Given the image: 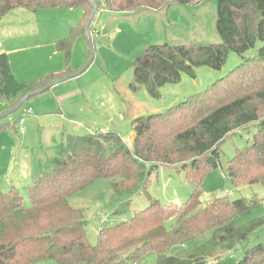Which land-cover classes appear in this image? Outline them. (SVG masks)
I'll return each mask as SVG.
<instances>
[{"label":"trees","instance_id":"trees-1","mask_svg":"<svg viewBox=\"0 0 264 264\" xmlns=\"http://www.w3.org/2000/svg\"><path fill=\"white\" fill-rule=\"evenodd\" d=\"M199 1L98 0V11L93 15L94 0H0V21L17 9L32 13L82 11L79 23L56 43V50L64 56L62 71L20 83L8 55L0 53V100L8 103L11 111L24 98L29 96V100L57 83L82 75L86 67L71 68L73 46L79 37L94 45V24L102 10L131 15L160 11L172 3L195 5ZM217 29L219 43H166L144 49L132 64L131 89L144 86L157 99L162 87L178 84L183 74L195 78L201 67L221 70L230 53L243 56L253 50L257 42L264 41V0H219ZM3 116L0 121L6 118ZM253 126L257 130L251 145L236 151L227 172L236 187L259 185L264 189V46L206 90L163 113L135 118L132 145L115 129L68 135L61 156L42 176L34 177L28 190L30 206H25L15 187L8 192L0 187V264L48 260L57 264H124L125 259L138 264L151 254L157 264H206L217 251L229 252L248 242L264 226V217L244 225L236 223L260 206L259 201L250 204L246 199L216 198L205 206L200 195L206 173L221 167L222 144L239 130ZM163 167L186 174L195 189L188 200L162 204L150 199L131 219L102 229L92 244L85 213L72 207L70 198L106 180L116 197L127 199L117 211L124 213L151 174ZM172 220L168 229L166 225ZM207 233L212 239L192 253L179 257L169 254L173 247ZM234 264H264V243L244 247Z\"/></svg>","mask_w":264,"mask_h":264},{"label":"rangeland","instance_id":"rangeland-1","mask_svg":"<svg viewBox=\"0 0 264 264\" xmlns=\"http://www.w3.org/2000/svg\"><path fill=\"white\" fill-rule=\"evenodd\" d=\"M218 5L219 0H200L195 5L172 3L161 11L119 17L102 10L94 24V60L86 71L27 100L0 121V187L4 192L14 185L23 196L25 206H30L28 190L32 180L30 177L27 183L29 173L38 167L49 166L50 169L51 161L61 156L68 135L115 129L124 139H130L134 134L132 121L135 118L167 111L206 90L238 67L245 58L254 57L264 46V41L257 42L256 47L243 56L230 53L221 70L201 67L195 78L183 74L178 84L162 87L157 99L151 97L144 86L135 91L131 89L134 82L132 64L147 47L166 43L178 46L221 42L217 29ZM81 14L78 8L37 13L17 9L4 16L0 23V51L7 53L12 72L20 83H32L64 68V56L56 50V41L69 35L79 23ZM91 54L88 39L77 38L71 68L86 67ZM54 88L58 89L54 91ZM63 95L70 96L68 105H76L74 109L60 104ZM89 111L96 117L87 115ZM7 112H10L9 104L0 100V117ZM21 118L25 120L23 124ZM17 121L19 123L15 126ZM71 128H80V132H73ZM21 130L25 134H21ZM65 130L68 135L63 133ZM256 130L254 126L239 130L222 144L221 167L206 173L200 195L205 206L216 198H228L230 201L246 199L250 204L259 201L261 205L239 218L237 225L264 217L263 187H236L227 172L229 160L238 149L251 145ZM194 192V186L183 171L163 167L151 174L145 188L133 197L124 213L117 211L127 199L116 197L106 180L76 193L69 202L72 207L84 211L88 221L87 236L95 244L102 229L131 219L137 211L149 205L150 199L162 204H180ZM173 223L174 220L168 222L167 228L170 229ZM211 239V233L204 234L184 246L173 247L169 254L175 257L190 254ZM260 243H264V226L248 242L237 245L233 250L217 251L206 264H234L241 258L244 247ZM122 258L124 260L126 254ZM38 264L57 263L48 260ZM124 264L134 263L125 259ZM138 264H157V258L151 254Z\"/></svg>","mask_w":264,"mask_h":264},{"label":"crops","instance_id":"crops-1","mask_svg":"<svg viewBox=\"0 0 264 264\" xmlns=\"http://www.w3.org/2000/svg\"><path fill=\"white\" fill-rule=\"evenodd\" d=\"M161 11V10H160ZM106 12V11H105ZM152 12H157V11H152ZM111 14V13H110ZM113 17H119V16H126V15H120V14H111ZM131 15H134V14H131ZM100 21V20H99ZM0 23H1V21H0ZM105 30V29H104ZM66 38V37H65ZM65 38H63V39H65ZM80 38V37H79ZM60 40H62V39H60ZM58 41H56V43H57ZM0 53H6L5 51H0ZM7 54V53H6ZM63 55V54H62ZM64 69V68H63ZM63 69H61L60 71H62ZM77 70V69H76ZM59 71V72H60ZM14 74V73H13ZM14 76H16L15 74H14ZM18 80V79H17ZM22 83V82H21ZM26 84V83H25ZM56 89H58V88H54V91L56 90ZM82 94H83V91H82ZM82 94L80 95V97H82ZM79 97V96H78ZM60 104H67L68 105V102H69V99H70V96L69 95H66V96H64L63 95V97H60ZM70 104V103H69ZM73 104V103H72ZM70 106H72L71 104L70 105H68L67 107L69 108ZM75 106L76 105H73L72 106V109H74L75 108ZM91 114L92 113H90V111L89 112H87V115H89V116H91ZM94 117H96V115H94V114H92ZM24 119H23V123H24ZM22 123V124H23ZM80 128H78V129H73V128H71V130L73 131V132H80V130H79ZM106 130H108V129H106ZM96 131H97V129H96ZM65 135L67 134L68 135V131L67 130H65L64 132H63ZM24 134H25V132H24ZM88 134V133H87ZM85 135V134H84ZM129 145H132V143H133V140H134V134H133V136L130 138V139H124ZM56 158H54L51 162H53L54 160H55ZM52 164V163H51ZM47 170H49V166L48 167H45V168H43V169H41V168H36V169H33L32 171H31V173H29V175H28V177H27V183L29 182V179H30V177H31V180H32V182H33V179H34V177L35 176H42ZM12 181L14 180L13 178L11 179ZM11 187H15L14 185H12ZM11 187L9 188V190L11 189ZM16 188V187H15ZM2 189V188H1ZM3 191H5L4 189H2ZM177 202H178V199L176 200Z\"/></svg>","mask_w":264,"mask_h":264},{"label":"water","instance_id":"water-1","mask_svg":"<svg viewBox=\"0 0 264 264\" xmlns=\"http://www.w3.org/2000/svg\"><path fill=\"white\" fill-rule=\"evenodd\" d=\"M97 11H98V0H94V11H93V15H95L96 13H97ZM89 27H90V25H88V27H87V31H89ZM91 46V58H90V60H89V63L87 64V66H86V68L85 69H87L91 64H92V62H93V60H94V49H93V45H90ZM66 80H68V79H66ZM65 80V81H66ZM57 84H59V83H57ZM56 84V85H57ZM29 97V96H28ZM28 97H26V98H24L21 102H20V104L15 108V109H13V110H11L10 112H8V114L7 115H10V114H12V113H14L19 107H21L25 102H26V100L28 99ZM3 117H6L5 115L3 116Z\"/></svg>","mask_w":264,"mask_h":264},{"label":"built area","instance_id":"built-area-1","mask_svg":"<svg viewBox=\"0 0 264 264\" xmlns=\"http://www.w3.org/2000/svg\"><path fill=\"white\" fill-rule=\"evenodd\" d=\"M21 123H23V119H21ZM21 134H24V130H21Z\"/></svg>","mask_w":264,"mask_h":264}]
</instances>
